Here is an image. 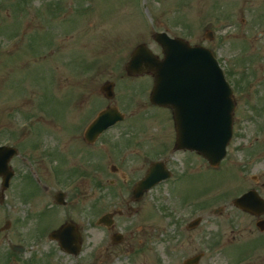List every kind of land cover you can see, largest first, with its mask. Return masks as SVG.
Here are the masks:
<instances>
[{"label":"rangeland","instance_id":"obj_1","mask_svg":"<svg viewBox=\"0 0 264 264\" xmlns=\"http://www.w3.org/2000/svg\"><path fill=\"white\" fill-rule=\"evenodd\" d=\"M263 29L264 0H0V50L8 47L6 53H0V142L12 138L6 135L11 118L23 117L22 121L37 116L40 96H47L51 102L79 97L80 93L72 92L80 90L84 81L93 106L108 101L100 91L108 79L115 81L111 101L124 112L139 113L133 118L139 122V131L158 129L170 139L174 131L169 110L146 106L151 78L131 79L124 65L142 42L161 56L153 38L157 31L212 49L221 66L230 72L237 106L226 158L213 170L201 157L200 171L191 179L199 189L203 217L199 224L200 247L206 252L202 264L211 256L215 264H246L247 257L250 264H261L264 231L256 228L253 217L235 209L231 198L256 186L258 180L264 182V38L258 35ZM206 30L212 31V39L206 37ZM53 43L59 51L54 50ZM67 59L72 62L67 64ZM150 117L152 125L145 121ZM118 124L117 128L123 129L124 124ZM160 141L157 143L163 147L165 143ZM18 161V156L11 161L16 172ZM45 193L30 184L22 185L19 178L14 180L12 191L0 204V228L11 222L8 229L0 230V264H19L20 258L31 259L50 248V243L37 244L38 240L48 241L47 233L39 235V229L50 223L49 214H55L46 209L63 213L68 209H56L50 191ZM95 196L84 197V225L95 224ZM170 197L169 201L177 202ZM73 198V215L79 219L81 204ZM218 206L224 208L223 212L214 215ZM37 211L47 212V216L35 218ZM61 212L56 213L58 220ZM233 237L239 240L232 242L235 246L229 254H225L223 245L214 244L218 238L228 241ZM10 243L32 250L38 246L40 250L31 257L17 252L13 255Z\"/></svg>","mask_w":264,"mask_h":264},{"label":"flooded vegetation","instance_id":"obj_2","mask_svg":"<svg viewBox=\"0 0 264 264\" xmlns=\"http://www.w3.org/2000/svg\"><path fill=\"white\" fill-rule=\"evenodd\" d=\"M84 84L81 82L80 90L73 89L72 94L80 93L79 97H61L51 102L47 96H40L34 111L37 121L42 120V124L37 125L36 121L35 128L10 129L6 134L12 138H6L5 142L19 151L17 170L20 172L14 169L11 189L14 180L19 178L22 185L35 186L42 194L50 191L56 209H68L64 213L46 209L55 214H49L50 223L43 225L38 234L47 233L48 238L50 231L67 222L74 223L80 233L78 255L65 252L58 241L48 238V241L38 240L37 244L50 243V248L44 246L47 248L40 254H36L40 250L38 246L29 250L36 254L34 259L20 258L19 264H184L197 256L199 259L194 264H202L206 252L201 251L199 224L203 217L200 215L198 186L191 184V179L200 171V154L176 150L175 132L169 139L158 129H149L146 133L139 131L133 110L122 111L125 120L120 123L124 124L123 129L117 128L116 123L99 135L86 137L87 126L101 109L108 106L121 109L106 98L107 102L103 100L90 106ZM53 88L57 89L56 85ZM145 121L152 125L151 119ZM114 130L116 134L111 133ZM159 139L165 143L163 147L158 145ZM159 147L161 150L157 151ZM154 161H160L168 168L172 177L150 189L137 190V183ZM255 184L264 200V182L258 180ZM57 192H64L60 204L56 202ZM90 194L96 195L98 214L95 224L84 225V197ZM170 194L177 202L169 201ZM73 196L81 204L79 219L73 215ZM233 198L231 205L235 209L253 217L254 221L264 219V213L250 215L234 206ZM218 207L221 209L213 210L214 215L223 212L224 208ZM58 212H61L60 220L56 216ZM35 213V218L47 216L44 211ZM106 214L109 216L96 224ZM198 217L197 224L194 219ZM210 240L214 241V238ZM237 241L235 237L228 241L218 238L214 244L223 245L225 254H229L230 248L235 246L232 242ZM261 250L264 253V248ZM245 262L250 264L248 257ZM260 262L264 264V254ZM204 263L215 264L217 261L211 256Z\"/></svg>","mask_w":264,"mask_h":264},{"label":"water","instance_id":"obj_3","mask_svg":"<svg viewBox=\"0 0 264 264\" xmlns=\"http://www.w3.org/2000/svg\"><path fill=\"white\" fill-rule=\"evenodd\" d=\"M154 39L162 47L163 58L159 59L145 44H139L134 49L126 70L130 75L153 72L154 85L150 101L172 107L177 147L196 150L211 165L216 166L225 156L226 145L232 136V113L235 107L232 91L222 70L211 51L205 47L190 46L184 39L170 38L164 32L156 33ZM107 92L111 96L110 87ZM111 114L110 111L101 112L91 129L100 131L121 119L120 116L111 118ZM99 123L100 128L97 125ZM14 154L15 151L10 148L0 147L2 189L8 186L13 175L8 163ZM159 174L160 179L166 177L162 171ZM155 177H147L140 182L138 188L151 187L156 182L153 180ZM234 202L252 213L260 214L264 211L257 208L264 204L255 191L243 194ZM106 218L104 216L102 220ZM258 226L261 229L264 227L262 222H258ZM74 233V228L63 225L52 236L59 239L61 248L77 253L80 245H76L78 237ZM194 263L196 259L185 262Z\"/></svg>","mask_w":264,"mask_h":264}]
</instances>
